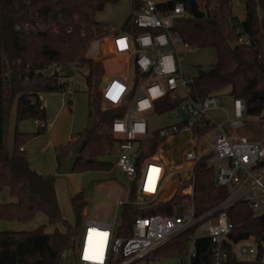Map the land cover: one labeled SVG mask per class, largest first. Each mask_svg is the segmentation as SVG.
Listing matches in <instances>:
<instances>
[{"label": "trees", "instance_id": "1", "mask_svg": "<svg viewBox=\"0 0 264 264\" xmlns=\"http://www.w3.org/2000/svg\"><path fill=\"white\" fill-rule=\"evenodd\" d=\"M120 0H0V193L8 189L15 199L0 201V221L27 222L39 212L47 216V224L61 223L63 230H46L42 224L33 230L0 229V264H61L63 254L76 248L86 221L85 210L89 201L84 191L71 196L76 215L71 223L61 212L56 190V177L36 169L27 152L21 149L25 142L45 132L46 110L41 107V94L63 91L65 82L59 81L73 65L87 66L88 119L84 130L73 134L70 140L55 147L58 170L72 149L84 143L81 157L74 170H110L114 162L108 159L115 152L120 140L112 131L113 120L123 115L124 106L104 102L101 82L105 75L102 60L88 54L92 43L109 36L113 30L108 23L97 18V12L108 3ZM181 1L189 11V0L159 2L161 9L170 8ZM245 16L239 25L233 23L232 0H203L205 15L196 18L191 13L175 21L174 29L183 41L193 48L211 47L216 51V62L208 70L200 69L189 84L190 95L196 100L216 94L230 87L234 98H242L248 116L264 117V0H245ZM138 3L134 5V10ZM133 10V11H134ZM133 11L119 30L138 29L132 25ZM29 22L32 28L21 30L17 25ZM43 25L39 28L37 25ZM245 42L240 43V37ZM54 66L55 71L48 69ZM60 67V70L56 69ZM133 70L138 78L141 72ZM69 100V102H71ZM180 100L171 95L156 101L153 111L161 114L174 109ZM16 104V118L33 117L39 124L35 132L17 130L14 147L7 145V124L10 112ZM209 124L195 127L193 134L200 138L209 130ZM256 138V135H254ZM167 139L158 130L153 131L146 152L149 156L158 152ZM212 152L204 154L195 165L194 194L176 192L171 198L140 209L125 204L123 221L117 229L118 236L131 234V225L138 215L167 212L174 214L179 208L193 203L197 215L204 213L225 199L229 190L216 182V166ZM133 185L131 198H136ZM233 222L228 238L236 242L254 237L259 245L258 257L242 264L262 263L264 240V212L256 214L246 200L234 203L228 209ZM198 225L191 226L152 251L144 258H179L182 263L214 264V242L209 236H195ZM228 256L224 263L233 261V251L225 242ZM191 253L186 258L185 253ZM140 260V259H139ZM139 260L129 264H138ZM120 258L110 264H117Z\"/></svg>", "mask_w": 264, "mask_h": 264}, {"label": "built area", "instance_id": "2", "mask_svg": "<svg viewBox=\"0 0 264 264\" xmlns=\"http://www.w3.org/2000/svg\"><path fill=\"white\" fill-rule=\"evenodd\" d=\"M136 2L138 7L133 11L131 22L138 30L121 32L111 27L114 32L111 34L110 46L113 52L124 55L127 62L132 61L141 75L137 78L134 72L131 79L128 72L113 74L101 88L104 102L124 106L123 115L113 120L111 129L120 139L115 147L118 155L115 165L127 174L130 183L126 198L115 201L114 214L86 219L79 240V261L81 264H110L120 258L121 261L117 264H129L143 259L172 237L194 225H198L202 236H209L214 242V264H223L227 258L225 242L231 245L233 259L255 260L259 245L254 237L236 242L229 240L228 235L234 225L229 218L228 209L237 201L246 200L256 214L264 212V123L259 139L254 138V132L249 134L241 130L249 121L242 98L233 99L232 117L227 115L219 123L213 121L208 113L220 108L219 97L212 94L199 101L194 99L189 89L193 77H189L182 69L181 57L185 51L179 45L186 49L188 44L174 29V25L177 19L190 13L185 4L178 1L173 7L161 9L156 0ZM198 2L201 7L203 0ZM37 26L43 28L41 24ZM23 28L29 29L32 25L29 22L17 25L18 30ZM119 41H124L125 45L121 46ZM238 41L243 43L245 39L242 36ZM76 70L77 65H73L67 75L58 79L65 82L63 91L69 96L68 101L78 88ZM115 85H119L122 91H119L114 100L110 93H113ZM181 89L185 91L184 98H180L178 94ZM168 95L180 100L174 109H183L186 117L177 124L159 129L162 136L171 137L183 130L192 133L197 141L199 138L193 134V129L203 128L205 122L210 127L207 131L208 148L199 151L192 142L183 153V162L175 169L169 167L158 152L142 157L153 134L145 113L153 110L156 101ZM41 107H45L43 101ZM207 152L213 153L211 161L217 164V184L229 190L225 199L199 215L195 213L191 202L174 214L159 212L138 215L132 222L131 234L118 236L117 229L123 221L122 212L118 213L119 208L123 210V206L128 203L140 209L155 205L162 200L159 197L170 175H178L179 182L184 185V193L192 198L195 165ZM133 185L136 186V198H131ZM190 255L187 252L184 257L188 258Z\"/></svg>", "mask_w": 264, "mask_h": 264}, {"label": "rangeland", "instance_id": "3", "mask_svg": "<svg viewBox=\"0 0 264 264\" xmlns=\"http://www.w3.org/2000/svg\"><path fill=\"white\" fill-rule=\"evenodd\" d=\"M133 1L121 0L118 3H109L104 10L97 12V18L119 30L132 11ZM156 1L166 2L168 0ZM232 5L234 13L232 21L234 24L239 25L245 16L246 2L245 0H232ZM110 36L93 42L88 54L95 57V59L102 60L105 67V75L111 76L120 72H128L131 79H133L134 70L132 61L127 62V58L124 55L112 51ZM179 47L185 51L182 54L181 63L183 71L189 77L197 75L200 69H210L216 62L217 57L214 48H193L190 45L186 49L182 45H179ZM56 69L60 70V67ZM54 71V66L48 69L49 73H53ZM88 71L87 66L78 67L75 71L78 88L71 96V102L68 101L69 96L64 91L42 93L46 110L47 128L45 132L33 136L24 144L31 164L41 172L55 175L61 212L71 223H75L76 221V215L71 203V196L73 194L84 191L89 201V205L85 210V219H97L115 213L114 203L119 198H126L128 183H130L127 174L120 171L115 165L118 158L117 151L108 157V159L114 162V166L110 170H74L70 173H60L57 168L55 147L67 143L73 134L84 130L87 126L88 91L85 77ZM229 91L230 87H226L216 92L220 100V108L212 109L208 113L213 121L217 123L224 121L227 115L230 117L233 116V96ZM178 94L180 98H184L186 95L182 89L179 90ZM145 115L149 120V129L151 131H157L161 128L179 123L186 117V112L181 108H176L161 114L151 110L146 112ZM40 123L41 121L33 117L17 120L15 104L10 112L7 124V145L9 150H12L14 147V138L17 130L35 132ZM263 123L264 117L249 116V121L246 122L245 127L241 130L249 134L250 132H254L256 138L259 139L261 137ZM208 141L209 132H206L195 141L192 133L181 130L179 133L167 137L166 141L159 147L157 154L162 155L169 167L175 169L183 162V153L191 146L192 142L196 144L194 146L195 149L202 151L208 148ZM214 164L217 169V164L215 162ZM183 186L179 182V177L176 173L170 175L159 200L165 197L169 199L176 192L185 194ZM121 212L122 208H119L118 213ZM14 223H21L23 227L16 229V227L12 226ZM42 224H47V216L44 212H39L35 218L27 222L8 223L0 221V229L33 230ZM84 226L80 237L83 234ZM46 230L49 232L63 230V225L61 223L47 224ZM199 235L200 231L198 230L195 236ZM79 240L76 248L68 249L63 254L61 264H81L78 257ZM138 264L189 263H182L179 258L163 257L160 259L143 258L138 261Z\"/></svg>", "mask_w": 264, "mask_h": 264}, {"label": "water", "instance_id": "4", "mask_svg": "<svg viewBox=\"0 0 264 264\" xmlns=\"http://www.w3.org/2000/svg\"><path fill=\"white\" fill-rule=\"evenodd\" d=\"M189 12L193 17L196 18H200L205 15V11L200 7L198 0H189ZM96 60H100V59L96 58ZM108 78H109L108 75H104L100 88H103ZM83 147H84V143H80L72 149L71 154L66 159H64L63 164L59 169L60 173H70L74 171L76 163L81 157V152ZM261 245L263 248L262 263H264V240L261 241Z\"/></svg>", "mask_w": 264, "mask_h": 264}, {"label": "crops", "instance_id": "5", "mask_svg": "<svg viewBox=\"0 0 264 264\" xmlns=\"http://www.w3.org/2000/svg\"><path fill=\"white\" fill-rule=\"evenodd\" d=\"M121 1V0H120ZM118 3V2H117ZM137 2H136V0H134L133 1V3H132V11L134 10V5L136 4ZM109 4V3H108ZM131 11V12H132ZM129 16V15H128ZM114 29H116V28H114ZM117 30V29H116ZM113 33V32H112ZM111 33V34H112ZM110 34V35H111ZM107 37H109V36H107ZM110 38H111V36H110ZM95 42V41H94ZM41 97H42V94H41ZM25 148V147H24ZM25 150H26V148H25ZM166 198H168V197H165V198H163V200H166ZM15 198L14 197H12L11 195H10V193H9V190L8 189H5V191L0 195V201L1 202H8V201H12V200H14ZM87 219H89V218H87ZM92 219H96V218H92ZM2 222H19V221H7V220H3ZM13 224V223H12ZM13 227H16V229H18V228H22L23 227V225L20 223H14V225H12ZM200 236H202L201 234H200ZM223 264H242L241 263V261H238V260H235V259H233V261L232 262H227V263H223Z\"/></svg>", "mask_w": 264, "mask_h": 264}, {"label": "snow or ice", "instance_id": "6", "mask_svg": "<svg viewBox=\"0 0 264 264\" xmlns=\"http://www.w3.org/2000/svg\"><path fill=\"white\" fill-rule=\"evenodd\" d=\"M121 46H124L125 45V42L124 41H119L118 42ZM119 91H122V89L120 88L119 85H115L114 86V89H113V93H110V95L112 96V99H116L119 95ZM153 171H156L155 169ZM149 190H151V188H149ZM106 235V234H104Z\"/></svg>", "mask_w": 264, "mask_h": 264}, {"label": "bare ground", "instance_id": "7", "mask_svg": "<svg viewBox=\"0 0 264 264\" xmlns=\"http://www.w3.org/2000/svg\"><path fill=\"white\" fill-rule=\"evenodd\" d=\"M91 234H92V232H91L90 235H89V242H90V240H91V238H92V237H91Z\"/></svg>", "mask_w": 264, "mask_h": 264}]
</instances>
